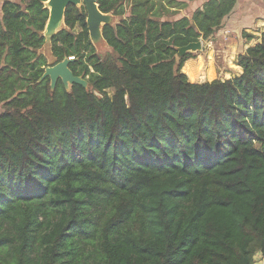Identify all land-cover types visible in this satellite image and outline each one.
Returning <instances> with one entry per match:
<instances>
[{
  "label": "trees",
  "instance_id": "obj_1",
  "mask_svg": "<svg viewBox=\"0 0 264 264\" xmlns=\"http://www.w3.org/2000/svg\"><path fill=\"white\" fill-rule=\"evenodd\" d=\"M44 1L0 3V264L264 257V30L239 75L192 82L175 47L208 41L236 0L191 16L193 0H97L117 18L103 53L69 4L51 51L88 87L51 89Z\"/></svg>",
  "mask_w": 264,
  "mask_h": 264
},
{
  "label": "crops",
  "instance_id": "obj_2",
  "mask_svg": "<svg viewBox=\"0 0 264 264\" xmlns=\"http://www.w3.org/2000/svg\"><path fill=\"white\" fill-rule=\"evenodd\" d=\"M2 1L0 0V3ZM205 1L207 0L190 1L185 8L179 10L177 15L191 16L193 11L201 7ZM263 22L264 0H236L233 10L223 18L221 26L209 40L204 53L187 59L183 67L189 66L198 73L197 69L202 64L206 76H211L205 81L215 78L225 80L239 75L242 69L236 63L237 56L259 41L260 33L264 30V27H261ZM215 36H219L220 39L214 40ZM190 81L201 82L196 77ZM255 264H264V257L260 254L256 255Z\"/></svg>",
  "mask_w": 264,
  "mask_h": 264
},
{
  "label": "water",
  "instance_id": "obj_3",
  "mask_svg": "<svg viewBox=\"0 0 264 264\" xmlns=\"http://www.w3.org/2000/svg\"><path fill=\"white\" fill-rule=\"evenodd\" d=\"M69 4L76 6L83 5L86 9V25L88 29V35L91 43L94 47H105L108 49V45L105 42L102 35V27L105 24H114L116 17L111 13L101 12L98 8L97 0H45L44 7L48 9V17L45 22V26L41 35L44 37V43L38 50L43 54L48 62V65L44 68V71L40 77L43 79L48 76L50 79V87L53 89L58 79H61L66 90H69L72 84H79L83 87H88L87 79L75 75L68 67L70 60L73 57H64L60 61H56L51 51V39L54 34L62 29H67L64 23L65 9ZM206 44L200 39L191 41L185 45L175 47L177 52L175 54V60L178 62L180 58L186 53H197L203 49ZM48 47L49 52H43L42 48Z\"/></svg>",
  "mask_w": 264,
  "mask_h": 264
},
{
  "label": "rangeland",
  "instance_id": "obj_4",
  "mask_svg": "<svg viewBox=\"0 0 264 264\" xmlns=\"http://www.w3.org/2000/svg\"><path fill=\"white\" fill-rule=\"evenodd\" d=\"M254 6V5H253ZM255 9V8H254ZM256 11H258V9H256ZM257 16H259L258 15V13H257ZM255 18V17H254ZM257 18H259V17H257ZM261 27H264V22L261 24ZM260 27V28H261ZM259 28V29H260ZM78 30H79V28L76 26L75 28H74V31H76V32H78ZM216 38L214 39V40H218V39H220L219 38V36H215ZM199 39L203 42V43H205L206 45L203 47V49L201 50V51H199V52H197V53H194V56L196 57L197 55H202L203 53H204V51H205V49L207 48V45H208V42H209V40L211 39H209L208 41H206V40H204V39H202L201 37H199ZM221 39H222V37H221ZM107 50V48H105V47H96V51L97 52H99V53H103V52H105ZM42 51L43 52H49V50H48V47H43L42 48ZM194 57V58H195ZM182 69H183V67H182ZM203 66H202V64L201 65H199V67H198V69H197V71H199L197 74H196V79H198L199 81H205V80H207V78L208 79H210L211 78V76H206V74L204 73V71H203ZM183 71V70H182ZM184 72V71H183ZM185 73V72H184ZM186 75H187V77H188V79L189 80H191L192 78L186 73ZM194 77V78H195ZM108 93H109V95H111V93H112V90L111 89H109L108 90ZM0 111H2V106L0 105Z\"/></svg>",
  "mask_w": 264,
  "mask_h": 264
}]
</instances>
